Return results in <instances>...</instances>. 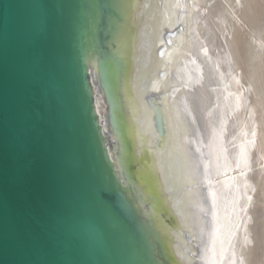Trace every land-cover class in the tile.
I'll return each mask as SVG.
<instances>
[{"label": "water", "instance_id": "obj_1", "mask_svg": "<svg viewBox=\"0 0 264 264\" xmlns=\"http://www.w3.org/2000/svg\"><path fill=\"white\" fill-rule=\"evenodd\" d=\"M180 3L177 24L164 29L154 47L163 63L186 31L185 0ZM125 21L122 0H0V264H175L174 241L144 207L161 211L165 226L181 228L179 221L169 206L170 213L161 210L158 197L164 193L153 176L138 190L146 174L138 176L136 166L150 161L146 152L136 159L121 120L117 73L123 62L134 70L139 57L135 48L125 51L123 61L117 57L116 38ZM205 51L197 45L186 65V79L206 87L198 138L200 168H211L200 186L214 189L202 216L209 232L195 257L212 248L217 232L221 248L214 256L224 262L242 221L234 217L228 226L235 196L227 187L231 173L222 172L215 135L205 126L222 91L214 71L205 72ZM91 58L113 143L121 146L119 169L96 112ZM158 75L166 77L163 70ZM180 89L174 85L167 95L174 98ZM146 102L160 151L166 138L162 106L154 93ZM216 159L222 166L217 172Z\"/></svg>", "mask_w": 264, "mask_h": 264}, {"label": "bare ground", "instance_id": "obj_2", "mask_svg": "<svg viewBox=\"0 0 264 264\" xmlns=\"http://www.w3.org/2000/svg\"><path fill=\"white\" fill-rule=\"evenodd\" d=\"M122 2L126 21L116 38L117 57L123 61L125 51L132 48L139 57L134 70L125 68L123 62L117 73L121 120L136 159L146 152L150 161L136 166L138 176L146 174L138 190L153 176L164 193L158 197L161 210H171L181 228L165 226L162 212L149 211L145 206L146 216L174 241L170 247L177 257L175 264H264V0H185L186 31L179 38L180 47L167 53L165 63L155 56L154 47L161 43L163 30L177 24L180 0ZM197 45L200 49L205 46V52H209L203 58L205 72L214 71L222 90L216 92L217 112L210 111L205 126L215 135L217 158L223 159L224 167L215 160V172L221 166L222 172L231 173L227 187H233L235 196L228 226L234 217L235 222L242 221L240 232L232 233L238 237L221 257L224 262L214 256V251L221 248L217 232L212 248L206 249L207 253L203 251L199 260L195 257L209 232L202 216L211 202L208 192H214L213 188L203 190L200 186L211 168H200L203 159L198 138L199 110L204 111L208 104L206 87L186 79L190 71L187 61ZM89 69L96 112L111 144L110 158L119 169L117 152L121 146L113 143L116 139L107 123V107L93 58ZM160 70L166 74L163 80L158 77ZM177 84H181V93L169 97L167 91ZM151 93L159 98L164 114L166 138L160 151L154 137L153 113L146 102Z\"/></svg>", "mask_w": 264, "mask_h": 264}]
</instances>
